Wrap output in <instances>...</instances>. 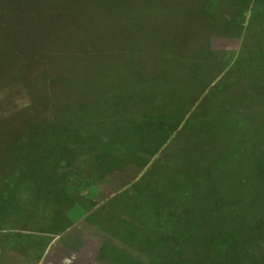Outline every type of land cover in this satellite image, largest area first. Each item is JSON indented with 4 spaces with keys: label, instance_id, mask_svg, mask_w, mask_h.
I'll list each match as a JSON object with an SVG mask.
<instances>
[{
    "label": "rangeland",
    "instance_id": "374dc122",
    "mask_svg": "<svg viewBox=\"0 0 264 264\" xmlns=\"http://www.w3.org/2000/svg\"><path fill=\"white\" fill-rule=\"evenodd\" d=\"M170 1L139 0L135 4L137 15L147 10L172 12L183 6L185 14H194L197 21L199 15L200 23L185 19L184 26L173 28L175 31L167 22L155 24L153 29L137 25L133 34L129 31L126 39L135 43L136 51L129 55L131 63L123 68L118 63V72L108 76L105 97L112 94L115 99L110 106V98L101 106L91 104L88 90L73 94L70 89L67 93L70 83L59 84V80L51 90L49 87L50 93L47 89L43 92L39 84L29 87L37 102L30 106L28 93L19 92L26 76L17 77L14 72L7 79L0 76V99L10 110L0 118V264H87L86 245L100 239L96 233L103 227L124 229L127 239L117 247L129 255L131 264H158L156 260L173 264L182 259V264H253L256 255L264 251V184L259 180L264 177V3L179 0L180 4L170 6ZM117 9L131 16L134 12L124 4ZM83 24L82 20L71 21L56 26V31L61 30L57 37L84 30L94 32L91 36L100 34L87 43L93 53L102 54L97 58L90 55L89 67L76 75L79 85L88 87L93 70L101 72V64L113 63L101 47L110 45V50H117L121 45L110 40V28L95 23V27L83 30ZM4 35L3 30L1 50L6 48L1 42ZM159 42L165 53L197 65L198 70L158 74L156 56L162 57L157 50ZM119 56L123 63L124 55ZM38 58L41 61L37 63L52 66L45 56ZM113 58L117 56L113 54ZM6 60L0 57V65ZM54 61L56 66L62 65L61 60ZM75 96L84 103L75 104ZM68 101L73 105H65ZM155 101L161 113L155 111ZM67 118L73 122L74 133L96 132L94 137L89 133L96 140L94 149L77 151L72 135L63 141L61 153L63 138L55 129L69 126L63 122ZM111 138L113 142H109ZM58 168L74 175L61 183L52 178L57 177ZM159 178L164 180L159 182ZM177 181L187 183L190 189L198 183L208 188L210 202L223 207L219 218L231 212L224 224L206 231L208 239L202 243V216L209 201L196 198L190 220L195 223L197 237L183 222L184 233L189 231L188 236L197 239L192 251L177 249L170 234L172 224L160 222L167 211L159 213L157 197L169 196ZM57 197H61L59 204L55 203ZM68 198L74 200L68 206V217L75 221L67 241L36 233L55 226L53 214L65 207ZM219 218L209 221L218 222ZM130 232L137 233V238H131ZM162 238L164 244L160 245Z\"/></svg>",
    "mask_w": 264,
    "mask_h": 264
},
{
    "label": "trees",
    "instance_id": "16d2710c",
    "mask_svg": "<svg viewBox=\"0 0 264 264\" xmlns=\"http://www.w3.org/2000/svg\"><path fill=\"white\" fill-rule=\"evenodd\" d=\"M111 1L112 0H0V32L3 30L5 31V35L1 36V42H5L6 44V48H3L2 50L0 49V55H2L0 57L7 59L6 61L1 63L2 66L0 65V76L6 77L7 79V75L11 72H14L15 76L21 78H23V76L25 75L26 77L24 82H20L19 84V92L25 93L26 95L28 93V99L27 97L26 99L30 106L33 103L37 102L33 101L32 95L30 94L32 92H28L29 87L39 84L37 86H40L43 92H45V90L47 89L46 91L50 93L52 85H54V83L57 84L56 82H58V80L59 84H63L64 82H66V84L70 83V85L67 87L69 89V91H66L67 93L70 92V89L73 94H78L79 91L84 92L88 90L90 91L89 98L91 104H97L101 106L102 102H107V100L110 98L107 103V105L110 106L109 103L112 100L115 101V99L112 98V94H110L112 97H105V93H108L105 89L109 87L108 76L118 72V69H120L118 63L122 64V68L124 67V64L128 65L129 63H131L133 59L129 55L134 53L133 51H136V47L134 49L133 45L135 43H133L131 39H126V34H130L129 31L133 34L137 25H139V28L141 29H153L155 28V24L161 25L164 24V22H167L170 25L172 24L173 27L171 26V29L172 31H175L173 28L178 29L184 26L183 22L185 21V19H187L186 22H195L197 24L200 23L199 15H197L199 21H197L194 14H185L186 8H183V6L178 7L177 10L171 9L172 12L160 11L154 13L147 10L145 13L142 11L140 15H137L135 4L137 3V1L139 2V0H118V2L117 0H113L112 2ZM218 1V3H220V0ZM173 2L174 4H180L179 0H171L169 2L170 6H172ZM261 2L264 3L262 0ZM261 2L260 0H255V6L259 5V3ZM123 4L129 10L132 9L134 11H130L132 12V16L116 11L118 10L117 8L119 7V5ZM207 10H204V12H207L211 15L213 14L208 12ZM123 15H125L126 17H123ZM79 20H82L84 22L83 30L86 28H90L91 26L95 27V23H100L107 28H110V30L113 31L110 40L119 41L121 45V48H116L117 50H110V45L101 47L104 52H109L108 56L113 60V63L110 61H105V63L102 62L104 63L103 65L100 63L102 69H100L101 67L99 69L101 70V72L93 70L90 73L89 76L92 78V80L90 81L91 84L88 85V87L80 86L79 83L81 82V80L80 78L78 79L76 75L80 74L79 72L82 68L89 67V64L91 63H89V58H91L90 55L93 54L92 56H95L97 58L102 54V52L98 55H96V53L98 52L93 53L90 44L87 43V41L93 40V38L95 37H99L100 34L96 33L94 34V36H91V34H93L94 32L84 30L81 31V33H79L78 31L76 34L74 33V31H71L74 36L72 34H66V36L64 37H61V35L57 37V35L61 33V30L56 31V26L66 24L71 21L79 23ZM118 20H123V23ZM84 25L86 26L85 28ZM32 34L35 36V38H32ZM116 34H118V36ZM157 50L162 54V57L156 56V61L158 63L156 69L158 71V74H160L161 72L168 73L171 72V70L185 71L186 69V71H188L189 68H192V70H194L195 67V69L198 70L197 65L194 67L193 64L178 61L180 59H178L175 54L165 53L164 49L161 48L160 42L159 48ZM28 54H30V56L26 57V55ZM113 54H115L117 58H113ZM122 54L124 55L123 57L125 58V61H123V63H120L119 55ZM39 55L45 56L44 60L47 59L48 61H50V65L52 66H48L47 62L44 64L42 63L43 65H41L40 62L37 63L36 61H41L38 58ZM21 59H23L22 62L18 61ZM55 59L62 61V65L60 67L56 66V63L54 61ZM64 61L68 62L64 63ZM30 62L32 63L31 66H29ZM178 64L183 67L181 68V66H179ZM40 66H42L43 68L38 69V67ZM36 68L38 69L36 70V73H38L37 75L34 72ZM95 69H97V67ZM205 70L206 68H204L203 71ZM55 71H58L59 73L57 74L55 73ZM167 81L168 79H166V81L164 82ZM164 82H162L161 86L158 87L159 90H162ZM9 95L7 94V97H9ZM51 100H49V103L52 104L53 100ZM68 100L70 99L68 98ZM75 100L73 101L77 105L83 104L85 101H81V99L76 98V96ZM2 101L3 100L0 99V118L7 116L10 111H8V109H6L2 105ZM70 103L71 102L68 101V104L65 105H73V103ZM155 103L156 108L157 101H155ZM109 106H107L106 108L107 112H109ZM159 109L160 108H156L155 111L161 113ZM173 110H177V108H173ZM65 120L66 121L63 122L68 124L69 126H63L62 129H55L57 132H61L60 135L63 138L61 140L62 144L60 145V149L63 147V141H67L68 138H71L72 135L74 137L72 138L74 139L73 141H76L75 143H77L75 148L77 151L81 148L84 151L86 150L85 148H87L88 150L94 149L95 145L93 144V142H96V140L94 141V139L92 140L91 138L92 135L94 137L96 132L94 131L93 133V131L88 129L89 132L79 131L78 134L76 132L74 133L73 130H71L73 122L68 118ZM90 131L92 134L91 137L89 135ZM78 138L80 139L77 140ZM113 140L114 139L111 138L109 139V142H113ZM17 143L22 144L21 141ZM80 144H83L84 146H81ZM60 151L61 153H63L62 149ZM112 157L114 158V156ZM54 166L55 164L52 167ZM60 167L61 166H59V168ZM59 168L56 169L58 171L57 177L53 176L52 178L59 179L61 183L68 182L69 178L72 177L74 173L71 171H59ZM163 180L160 181L159 178V182H162ZM259 180L264 184V177H259ZM188 186L189 185H187V183L183 184L180 181H177L174 183V186H172L173 188L170 193L171 196L170 194L169 196L167 194H161L157 197V201L160 202L158 204L159 206H161L159 213L165 211L166 208V217H164L160 222L162 224H172L173 230L170 231V234L175 239L177 249H186L192 251L194 249V246H196L197 244V239H191V237H189L188 235H190L189 231L192 230L193 233H195V237H197L195 223L190 220L192 217L191 209L198 202L197 199L204 198V200L209 201V205L206 207L205 204V210H203L204 212H206V214H204L205 216H202V218L204 219L202 224H204L205 226L201 224V234L199 235L202 239V243L206 242L208 239L207 232L213 231L218 223L224 224L225 221L228 220L227 217H230L231 212H225L227 215L224 216V219L219 218L222 217L220 216V214L222 213L221 210L223 209V207L218 208L219 205L215 207V201L210 202L209 198L211 193L208 192V188H203L201 183L197 184L198 188L193 187L192 189H190ZM261 188V198H263L264 186H261ZM65 191L66 193H68L67 189ZM170 207L172 209H169ZM216 208H218V210H216ZM214 217L219 218V220L218 222L214 221L213 223H211L209 220L210 218L214 219ZM183 222H185V226L188 227L189 230L186 233H184L185 230ZM163 241L164 238L159 239L160 245L164 244ZM242 244L246 245V242H242ZM182 260H178L173 264H182ZM155 263L160 264V262H158L157 260ZM253 264H264V251L256 255V258L253 259Z\"/></svg>",
    "mask_w": 264,
    "mask_h": 264
},
{
    "label": "crops",
    "instance_id": "0c3cea01",
    "mask_svg": "<svg viewBox=\"0 0 264 264\" xmlns=\"http://www.w3.org/2000/svg\"><path fill=\"white\" fill-rule=\"evenodd\" d=\"M64 194H67V193H64ZM60 199H61V197H57V199H55V203L60 202L61 201ZM73 201L74 200L68 198L67 202L63 203V205L66 208L61 207V211L53 214L54 218L52 221H53V223H55V226L52 229H50V230H45V229L44 230H38V231H36V233L38 232V234H42L43 236H49V237L52 236L53 237L52 239H55V240L59 239V242H61L63 239H65V242H66L67 241V235L69 233V230L71 229L70 227L72 225V222L75 221L72 219L73 221L71 222L70 221L71 219L68 217V214H70V212H68V210H69L68 206L71 203H73ZM52 204H54V203L52 202ZM58 204L57 205L55 204V205L58 206ZM129 206H131L130 210L134 209L132 207V204H130ZM114 210L116 212H118L117 208H115ZM35 211L38 212V209H35ZM115 214H117V213H115ZM104 215L106 217L108 214L105 213ZM104 215H103V217H104ZM91 226H93V225H91ZM96 226H97V229H99V225H96ZM133 227H135V229H137V224H135V226L133 225ZM108 228H109V226H108ZM94 229H96L95 226H94ZM101 229H102V231L100 233L98 232V230H97L98 233H96V236H99L100 239L95 238L92 246L90 244L86 245L84 253L86 254V259L88 260L87 264H131L130 262H128V256L129 255H126V253H122L117 247V245H121V246L124 245L123 243H125V241L127 239L126 236L123 235L124 229L120 228V227H114L115 231L114 230L109 231L108 229H106L104 227ZM28 232H32V231H28ZM130 235H131V238H137V233L135 234V232H130ZM123 247H125V246H123ZM70 254H71V252H70ZM89 259H90V261H89ZM132 264H137V263L134 262Z\"/></svg>",
    "mask_w": 264,
    "mask_h": 264
}]
</instances>
